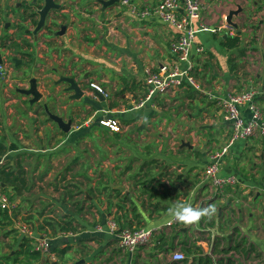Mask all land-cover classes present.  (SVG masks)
I'll return each instance as SVG.
<instances>
[{
  "label": "crops",
  "instance_id": "crops-1",
  "mask_svg": "<svg viewBox=\"0 0 264 264\" xmlns=\"http://www.w3.org/2000/svg\"><path fill=\"white\" fill-rule=\"evenodd\" d=\"M25 1L30 0H0V32H4L0 46L8 48L7 38L11 41L12 57L18 56L16 64L12 62L16 70L32 62L44 61L46 65L52 59L54 64L47 71L52 79H60L67 70L69 76L81 80L88 95L92 93L88 86L92 78L103 83L110 96L104 97L102 104L107 112L102 114L116 118L121 131L103 130L114 136L118 144L113 147L120 150L106 156L98 152L97 159L93 158L89 132L92 126L101 129L98 113L87 105L83 110L77 102L67 101L70 93L63 89L62 96L57 94V86L63 83H56L49 94L58 99L48 103L39 100L30 104L29 96L22 94L21 88L16 89L20 103L12 97L4 111L0 110L6 118L4 131H0V142L6 150L0 160L4 158L16 180L0 185L9 198L16 190L24 197L14 201V210L0 212H6L12 220L20 209L24 215L18 217L26 216L27 222L23 223L33 236H50L51 251L56 255V261L46 257L50 263L84 259V264H219L226 260L231 264H264V166L255 165L257 178L252 168L237 164L238 168L232 167L254 146L248 144L250 139L237 141L222 160L220 175L236 178L235 184L218 192L205 182L210 156L227 143L231 132L214 97L240 90L252 77L260 86L256 103L264 108V0H202L203 26L197 25L191 52L192 73L201 91L183 84L148 100L147 74H164L175 65L170 45L178 34L176 30L157 18L134 17L126 9H119V3L113 10H105L102 17L103 10L96 0H59L66 2L59 11V20L50 21L57 11H51L47 18L52 37L42 43L30 29L20 31L17 24L18 39L23 37L30 44L17 51L15 35L14 40L10 39L8 32L14 30L12 15L19 19L25 13ZM133 1L155 6L160 0ZM42 2L38 0L35 6L40 8ZM37 9L27 19L32 27L33 21H38ZM20 10L22 13H17ZM79 15L82 23L76 22ZM59 23L67 25L62 36L54 34ZM45 34L42 28L37 37ZM234 37H238V45L226 48V40ZM253 54L259 57L256 63H249ZM251 69L259 72L251 73ZM45 107L65 121L71 118V130L63 132ZM243 114L248 120L249 111L244 108ZM175 136L183 137V143L173 139ZM259 159L264 161L261 155ZM94 160L102 168L96 179L92 177ZM70 175L82 182L64 184ZM61 191L66 192L65 200H59ZM82 191L88 193L84 205L90 207L91 219H83V212H77V203L85 210L83 203H68ZM107 192L114 193L117 200L105 203L107 209L101 211L96 197ZM178 206L215 211L194 223H183L171 215ZM38 207L44 208L40 211ZM61 221H70L75 232H61ZM108 221H114L117 230H156L150 243L130 252L119 246L115 234L105 230ZM98 224L103 231L98 230ZM2 225L0 222V235L4 233ZM56 249H66L61 259ZM175 253H182L185 259L174 260Z\"/></svg>",
  "mask_w": 264,
  "mask_h": 264
},
{
  "label": "built area",
  "instance_id": "built-area-1",
  "mask_svg": "<svg viewBox=\"0 0 264 264\" xmlns=\"http://www.w3.org/2000/svg\"><path fill=\"white\" fill-rule=\"evenodd\" d=\"M118 8H124L134 17L157 18L162 22L171 26L177 31L175 40L170 45L171 54L174 57L175 65L172 69L164 74L149 72L145 78L147 86V97L150 99L159 92H168L186 84L191 88L201 91L200 84L193 76V62L191 60V52L194 47L197 25L203 26L202 0H160L155 6H141L134 3L133 0H120ZM0 19V27L2 26ZM3 62H0V71ZM4 75V72L1 73ZM92 90L101 93L107 97L102 89L92 83ZM258 95L256 91L244 93H228L225 97H214L217 100L224 119L230 124L231 132L227 143L210 156V163L206 167L205 182L214 187L215 191H221L225 186L236 183V178L232 176L220 175V169L223 158L230 152L233 145L237 141H247L257 132L264 135V116L256 103L255 97ZM249 111L250 117L245 119L243 109ZM98 123L111 132H120L121 126L119 121L113 117H102ZM4 159V158H3ZM3 159L0 160V167L3 165ZM17 207V203L11 200L3 192L0 185V210L12 211ZM105 230L110 234H115L118 238V244L122 249L132 252L137 247L146 245L151 242L154 236V228H125L117 230L114 221H108ZM22 237H30L34 240V249L39 251L45 257L52 261H56V255L51 251V240L45 236H33L26 224L18 223L16 226ZM98 230L103 231L101 226H97ZM176 261H182L185 256L182 253H175L172 257Z\"/></svg>",
  "mask_w": 264,
  "mask_h": 264
},
{
  "label": "rangeland",
  "instance_id": "rangeland-1",
  "mask_svg": "<svg viewBox=\"0 0 264 264\" xmlns=\"http://www.w3.org/2000/svg\"><path fill=\"white\" fill-rule=\"evenodd\" d=\"M59 2H62V1H59ZM14 3H22V0H15ZM28 1H25V4H27ZM31 3V2H29ZM28 3V4H29ZM136 3V2H135ZM246 5V4H245ZM248 6V5H246ZM248 8V7H247ZM13 9V8H12ZM30 9V8H29ZM34 9V8H32ZM17 13H22V11L20 10L19 12ZM29 15L26 11L24 13V16H27ZM14 14L12 15V32H8L9 34V38L13 39L14 40V35H15V39L17 40V43L20 44V46L24 45L23 44V37L22 38H19L17 37V32L15 31V26H19V25H23L24 29L23 30H28L30 29V31L32 32L34 30L35 27H32L30 24L27 23V19H26V22L24 21V19L22 20V18H14L13 17ZM82 18L79 16H76V22L78 23H82V22H79ZM49 21H47L48 23ZM4 35V32H0V44L2 42V36ZM43 35V34H42ZM40 35V37H37L39 40H41V42L43 43L47 40H49L52 35L51 33L50 34H45L46 36H42ZM22 36V35H21ZM37 36H38V33H37ZM25 40V39H24ZM27 41V40H26ZM10 43L11 41H9V39L7 38L6 40V46L7 47H1L0 48V60H2V62L4 63L3 66L4 68L2 67V70L0 71V110L4 111V105L7 101H9L12 97H16V99H18L17 97V94L15 93L16 89L18 88H21V89H26L29 87V80L30 79H36V82H37V88H40L43 96L41 97V100L42 102L44 103H48V102H51V100H57L58 97L56 96H53V95H49V94H52V91L55 90V85H57V81H60V79L58 78H55V79H52L51 77L48 76L47 74V71H48V68L51 67L53 63V60L50 59L51 62H48L46 65L45 62H41V63H38V62H32L31 65L27 66V67H23L22 69H19V70H16L15 69V65L12 63L14 62L13 59H18V56H14L12 57V52H11V49H9V46H10ZM38 43L34 46V51L33 53H35V57H36V53H37V47H38ZM99 53H97L96 55H98ZM103 54V53H102ZM101 55V54H100ZM252 59L249 61V63H256L255 61V58L256 57H259V55L257 54H253L252 55ZM100 57L104 58V59H107V57H105L104 55H101ZM52 58V57H50ZM43 60V59H42ZM251 68V66H249ZM65 70V69H64ZM67 71V70H66ZM64 71V74H62L61 76H69V72H66ZM258 69L256 70H252L251 69V73L253 72H257ZM4 72V75H2L1 73ZM259 72V71H258ZM249 75H251L249 73ZM81 82V80H79ZM23 83V84H22ZM96 84L98 85L102 91L107 94V96L109 97L110 96V92L108 90H106L105 88L102 87V84L103 83H100V82H97L95 81L93 78L91 79V81L88 83V86L89 88L91 89L90 87V84ZM65 84V83H63ZM61 84L58 88L59 91L57 92V94L59 93L61 96H62V89L64 87H66L67 85H63ZM259 85L257 82H255V79L251 77L250 79V82L249 84L243 86L240 90L238 91H235L234 93H244V92H249V91H256L257 93H259ZM30 96L28 97V99L30 100ZM62 98H59V103H62ZM19 100V99H18ZM17 103H20V100L17 102ZM79 104V103H78ZM258 104V103H257ZM77 105V103H76ZM81 108L83 110H85V106H81ZM259 109L260 111L262 112L263 116H264V108L263 106H259ZM3 113L1 112L0 113V131L1 133H3L4 131V122L6 120V118L4 117V114L2 115ZM93 114V113H92ZM95 115H97L95 113ZM99 115V114H98ZM108 115V114H107ZM3 124V125H2ZM91 124V123H90ZM100 125V124H99ZM101 129H95L93 126L92 128L90 129V134L92 135V140H93V158H96V155L97 153L99 154V156L101 155H108L109 153H115L116 151H119L120 148H117V147H113L114 145H117L118 142L117 140L114 138V136L108 131V130H103V129H106L104 128V126L100 125ZM104 131V132H103ZM173 138V137H172ZM173 139H179L180 140V144L183 143L184 141V138L183 137H180V136H175ZM250 139V140H249ZM249 142L248 144H251V145H254L251 147L250 150H247L244 154V157L243 159H241L239 162H233L234 165H232V167L234 169L240 167H248L249 170H255L254 174L257 177H259V172L257 170V168L255 167V165H258V166H264V161L260 160L259 159V156L261 155L263 160H264V136L260 133V132H257L253 137L249 138ZM226 143V141H224L223 145ZM176 147V146H175ZM111 148V149H110ZM97 159V158H96ZM252 161V162H251ZM111 163V162H110ZM250 163H252L251 165H249ZM3 164H5V161L3 159ZM238 167H237V165ZM92 167H93V171H94V174H93V178L96 179L97 178V172L100 171V169H102L100 166H98L97 164V160H94L93 163H92ZM71 176V175H70ZM81 183L82 181L79 179H72V176L71 178L65 180L64 184H67V183ZM79 185V184H78ZM65 191H61L60 192V196H59V200H61L62 198H64L65 200ZM7 194V193H6ZM11 196H10V199L15 201V200H21L23 199L24 195L22 194V192L20 190H16L14 192H10ZM33 194V193H32ZM31 194V195H32ZM25 196V197H29L30 196ZM86 195H88L87 192H79L77 198L71 200V199H68V203L70 204L72 201H79V203H83V207L85 206V210L83 211V215H82V218L83 219H86L85 216H88L89 219H91V214L92 211H90V207H88V204L84 205L85 204V200H86ZM96 199L99 200L98 203L100 204H97L99 209L101 211H104L106 210L107 208L104 207L107 203V202H111V203H115L116 202V197H115V194L112 193V192H107L106 194H102V195H97ZM84 201V202H83ZM87 201V200H86ZM43 205V204H42ZM109 207V206H107ZM40 208L42 211L43 208L42 207H38ZM67 209H69L70 211H72V207H68ZM99 209L98 208H94V210L96 212H99ZM90 211V212H89ZM100 211V212H101ZM60 213V212H59ZM16 216L15 218H13L11 221H12V226L9 228L10 229H13L14 230V234L13 235H10L8 236V240H0V254H3V255H6L9 253V251L15 247L13 245L14 242L12 241L13 238L14 240L17 238V239H20L22 238V236L20 235V233L18 232L16 226L18 223H23V222H27V220H25V217H18L20 216L21 214H23L20 209H18V211L16 212ZM57 214V213H56ZM55 214V215H56ZM24 215V214H23ZM93 218H94V215H93ZM88 219V220H89ZM32 220V219H31ZM4 223H8L7 220L5 222L4 220ZM24 224V223H23ZM97 226H100V224H98ZM48 238H50L49 235H47ZM13 237V238H12ZM5 242V243H4ZM33 245L35 246V242L33 243ZM125 250V249H123Z\"/></svg>",
  "mask_w": 264,
  "mask_h": 264
},
{
  "label": "water",
  "instance_id": "water-1",
  "mask_svg": "<svg viewBox=\"0 0 264 264\" xmlns=\"http://www.w3.org/2000/svg\"><path fill=\"white\" fill-rule=\"evenodd\" d=\"M98 4L101 5V9L103 10L102 17H104V11L105 10H113L116 5H118L119 0H96ZM29 3V2H28ZM25 4L26 10H28L29 13H32L33 10L37 9L38 7L36 5V0H34L32 3ZM66 5V2H59V0H43L42 4L39 5L40 8L36 10V14H38V21L37 24L32 31V34L34 35L35 39L37 38V33L42 30V28L45 25L50 26L51 24H47V18L51 11H57V14L55 18H51L50 21H58L60 16L59 11L63 6ZM30 8V9H29ZM34 8V9H32ZM227 23L230 24V19L227 20ZM67 25L63 23H59V30H57L54 34L57 36H62L66 33ZM28 30H25L27 32ZM13 61L16 64V59H13ZM2 62V60H0ZM65 83L67 86L63 88L64 92L70 93L68 96V100L77 102L78 106H89L90 108H93L98 114H102V112L105 110V105L102 103L104 102V96L101 93H98L91 89L92 93L91 95L86 94V90L84 89L85 86L82 85L79 81L76 80L75 77L71 76H61L60 81H57V84ZM20 92L26 96H30L29 103L33 104L36 102H39L41 100L42 94L37 88V82L36 79H30L29 80V87L26 89H21ZM45 111L48 114L49 118L54 121L58 127L65 133H68L72 128V119L68 118L67 121H65L62 117L59 115H56L54 113H51L47 107H45ZM85 260L80 259L78 261H75L74 263H61V264H84Z\"/></svg>",
  "mask_w": 264,
  "mask_h": 264
},
{
  "label": "trees",
  "instance_id": "trees-1",
  "mask_svg": "<svg viewBox=\"0 0 264 264\" xmlns=\"http://www.w3.org/2000/svg\"><path fill=\"white\" fill-rule=\"evenodd\" d=\"M27 9V8H25ZM28 13V10H25ZM30 16L32 15V13H28ZM29 15L22 16V19L26 20L29 18ZM33 26H36L37 21H33ZM48 34L52 33V25L48 26L45 25L43 27ZM18 29L20 31H22L24 29L23 25H19ZM23 44L25 46H30L29 42L23 39ZM239 43V39L238 37H234V38H229L226 40V42L224 43V46L228 49L230 48H234L238 45ZM1 47V46H0ZM16 50H20L21 46L19 44L16 43ZM11 49V48H10ZM26 56H31V54L27 53ZM5 146L0 142V157H2L5 153ZM16 180V176H14V173L12 171H10L9 169H7V167L4 165H2L0 167V182L4 183V184H13ZM76 210L78 213L83 212V208L78 206V203L76 204ZM0 218L1 221L3 223L2 225V230H3V234L0 235V240H5V238H7L10 235L14 234V230L9 228L12 226V221L9 218V216L7 215L6 212H0ZM4 219H7L8 223H4ZM49 227H52L51 223H48ZM60 231L64 232V233H74L76 228L75 226L72 225V223L70 221H66L63 222L61 221L60 223ZM1 231V230H0ZM54 232V233H53ZM52 232L53 236H55V230ZM15 238V237H14ZM15 244L17 245V250L15 251V253L10 256V255H4L0 257V264H42V262L44 264H58V263H50L48 261V259L46 257H44V255H42L39 251H36L34 249V240L28 237H22L20 239H15L14 240ZM56 253H58L60 259L64 256L66 249H56L54 250ZM219 264H231L230 260H226V261H220Z\"/></svg>",
  "mask_w": 264,
  "mask_h": 264
},
{
  "label": "clouds",
  "instance_id": "clouds-1",
  "mask_svg": "<svg viewBox=\"0 0 264 264\" xmlns=\"http://www.w3.org/2000/svg\"><path fill=\"white\" fill-rule=\"evenodd\" d=\"M214 208L196 210L191 206H178L171 212L173 219L183 223H194L204 215H210L214 212Z\"/></svg>",
  "mask_w": 264,
  "mask_h": 264
},
{
  "label": "flooded vegetation",
  "instance_id": "flooded-vegetation-1",
  "mask_svg": "<svg viewBox=\"0 0 264 264\" xmlns=\"http://www.w3.org/2000/svg\"><path fill=\"white\" fill-rule=\"evenodd\" d=\"M34 0H30L29 2H33ZM38 2V0H36V3ZM92 110H93V108H91ZM107 112V111H106ZM97 113V112H96ZM99 115H101V116H99ZM98 115V121L102 118V117H104L105 116V114H99ZM15 244V243H14ZM15 246H17V245H15ZM17 250V247H16V249H14V248H12V253L14 252L15 253V251ZM8 255H10L9 253H8ZM11 256V255H10Z\"/></svg>",
  "mask_w": 264,
  "mask_h": 264
}]
</instances>
